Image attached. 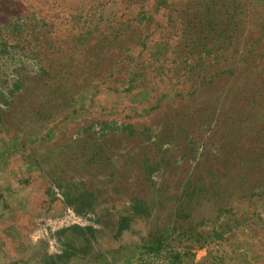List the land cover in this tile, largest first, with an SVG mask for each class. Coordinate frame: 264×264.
<instances>
[{"label": "rangeland", "instance_id": "374dc122", "mask_svg": "<svg viewBox=\"0 0 264 264\" xmlns=\"http://www.w3.org/2000/svg\"><path fill=\"white\" fill-rule=\"evenodd\" d=\"M106 1L0 0V264H264V0Z\"/></svg>", "mask_w": 264, "mask_h": 264}, {"label": "trees", "instance_id": "16d2710c", "mask_svg": "<svg viewBox=\"0 0 264 264\" xmlns=\"http://www.w3.org/2000/svg\"><path fill=\"white\" fill-rule=\"evenodd\" d=\"M8 1L10 2L11 6L16 7L19 5L20 0H8ZM65 1L67 3H70L69 0H65ZM98 1L101 2V0H98ZM230 1L231 0H211L208 3V5L206 6L207 11L205 12V14H203V17H204V19H206L208 21L209 27H211V26L216 27L217 25H219L222 22L226 23L227 26H231V25L235 24V28L238 27V23L236 21V18L240 16V14H239L240 12H238V10H240V7H242V5L240 4L241 1L235 0V2H233L234 6H231L229 4ZM159 3H160L159 5H161L162 0H160ZM123 4L128 5L130 7L129 15L134 13L137 8L142 9V8H145L148 6V4H146V2L143 0H108V1H106L104 6L101 7L102 10H105L104 8L107 7L109 12H113L114 8H117L119 11H122L121 16L117 17V20H115V25H114V27L112 29V33H111L113 38H115V39H121L122 38V42H125L124 39L127 36L128 31L131 29L130 33H129V38H127V39L130 40L133 35H134L133 38L134 37H141V41L146 39L148 37V35L143 36L142 29L136 27L135 21H137V16L132 14V16H130L127 19L123 18L126 15V13H125V11H123V9L127 10V8H123L121 6ZM246 4H247V2H246ZM229 7L231 9H229ZM224 9L227 10V12H226L228 15L227 20L224 18L225 16H223L224 12H225ZM141 13H144L146 15V14L150 13V10H144ZM185 13L186 14H184L183 17L184 18L187 17V19L184 20L185 25H186V29L184 30L183 35L189 36V33H190L189 30L192 29L193 22L195 20H197V16H196V14L191 15L190 14L191 11H190V13L185 11ZM99 20H100V22L105 21V14L103 11H100ZM140 21H141V23H143L142 24L143 27H146L148 25V22H149L148 20H146V21L139 20V22ZM108 36H109V34H107L106 32L102 33V41L101 42H108V39H109ZM133 38H132V40H133ZM2 39L7 40V36H4V37L2 36ZM20 40H21V37H20V39H18V41H20ZM197 40H201L200 35H198L194 39L195 42H197ZM262 46H263V44H262ZM100 49L103 50V48H100ZM263 53H264V49L262 48V55H263ZM43 70L44 71H42V72L45 74V76H47V78H45V85L48 87H51V88L59 84V78L60 77H58L57 75L63 76L65 74L64 70H62V69H59L58 74L56 73L55 76H53L51 74V72H49V70H47V69H43ZM255 86L257 88L256 89L257 92L260 93L261 95H264V77H263V79H260V82L259 81L256 82ZM16 87H17L16 89H20V86H16ZM62 95L63 94L61 92H60V95H55L54 102L58 101L59 97H61ZM262 97H264V96H262ZM261 114H262V116H261V119L258 123V131H259L258 133L259 134L264 133V112H262ZM260 141L262 142V139L260 140V138H259V143H260ZM257 147L258 148H256V150L260 149L259 148L260 146H257ZM258 161H259V164H257L258 168H261L262 171H264V155L263 154H259ZM68 199H69V195L67 196V200ZM127 225H128V222H127L126 218H124L123 223H122V227L119 229V232L121 233ZM89 229L91 230V228H89ZM150 249H154V246L152 245L150 247ZM156 249H158V248H156ZM178 258H179V256H178ZM178 263L179 262H177V260H175V258L172 260V264H178Z\"/></svg>", "mask_w": 264, "mask_h": 264}]
</instances>
